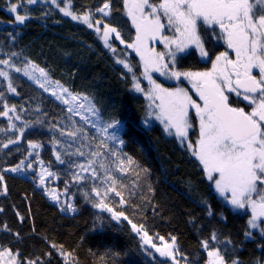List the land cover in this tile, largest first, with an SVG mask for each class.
<instances>
[{
  "label": "trees",
  "instance_id": "16d2710c",
  "mask_svg": "<svg viewBox=\"0 0 264 264\" xmlns=\"http://www.w3.org/2000/svg\"><path fill=\"white\" fill-rule=\"evenodd\" d=\"M71 2L76 14L91 11L94 24L102 19L117 28L126 43L135 39V28L125 13L123 0H108V17L96 12L105 0ZM58 3L63 6L62 0ZM7 6V0H0V59H9L21 71L0 65L9 72V80L0 77V93H3L0 110L5 103L9 107L15 105V115L20 119L14 116L12 123L16 128L8 129V119L0 117V144L17 136L20 140L7 149L0 148V169L19 163L27 156L28 142H38L41 151H35L39 152V157L32 155L28 159L32 162L39 159L49 166L55 175L48 184L58 183V189L60 186L68 189V203L76 211H61L62 203L50 200L31 178L2 173L8 191L6 195H0V209H3L0 211V228L7 225L10 231H0V244L18 250L21 258L39 257L40 264H65L52 244L63 246L65 251L72 253L71 264H172L154 252L142 249L140 237L131 231L127 221L117 223L111 220L108 212L93 207L91 201L98 202L92 193L93 186L103 188L107 185L94 182L89 174L81 173L88 178L79 182L73 179L76 165L95 160L99 155L93 156L92 153L96 152L104 160L111 156L110 162L114 164L105 167L99 162L97 172L101 177L111 175L116 181V190L126 201L120 205V197L110 192L109 206L124 211L134 223L144 225L154 240L163 236L170 241V237L175 236L188 264H207V252L200 242L208 239L213 231L218 234L220 243L210 244V247H219L223 252V241L225 238L231 240L225 253L229 263L235 258L240 264L264 263V247L260 246L264 245V236L258 234L259 229L251 230L252 239L244 236L251 212L233 210L219 198L199 161L188 151V142L182 146L174 134L169 135L160 123L152 122L144 96L130 90L132 76L123 65L116 63V59H126L134 67L132 51L115 40L113 34L110 43L117 49L114 55L94 29L64 16L50 0H39L26 9L21 8L20 14L30 17L22 25L14 22V15L9 13ZM12 53L16 55L12 56ZM29 61L45 69L52 83L58 81L73 94L87 96L104 125L113 120L121 121L127 129L121 135L125 140L123 148L112 146L108 138L93 130V125L69 112L65 105L48 96L24 75L23 70ZM177 64L182 70L197 71L207 67L195 50L193 55L179 56ZM28 70L32 71L30 67ZM160 80L165 87L175 86ZM9 82L15 87V93L8 91ZM145 120L150 127L142 132L137 126ZM19 128H24L23 135L17 131ZM69 132H75V135L69 136ZM195 132L192 127L189 140L193 144ZM78 150L84 153L83 157L87 154L85 160L81 159ZM54 152L61 153L64 164L56 160ZM113 152L125 161L126 172L117 169L119 160L112 155ZM128 156L133 158L134 164H127ZM95 161L97 163L98 159ZM209 209L214 215H208ZM98 217L103 220L98 222L99 227H94ZM13 233H18V237ZM134 244L136 250L131 253Z\"/></svg>",
  "mask_w": 264,
  "mask_h": 264
},
{
  "label": "snow or ice",
  "instance_id": "6c2138e0",
  "mask_svg": "<svg viewBox=\"0 0 264 264\" xmlns=\"http://www.w3.org/2000/svg\"><path fill=\"white\" fill-rule=\"evenodd\" d=\"M39 0H17L12 3L7 0V10L14 15V22L24 24L30 17L27 14H20L21 8H27L29 5H35ZM51 4L58 7L59 11L73 21H78L94 29L102 39L104 46L114 55L117 52L112 47L110 39L114 34L115 40L120 44H125L126 48L133 49L140 58L143 71L141 75L148 81L149 88L145 90L141 87L140 78L133 70V65L126 59H116L117 64L123 65L124 69L132 76L130 90L136 93H144L145 98L150 101L149 115L154 116L169 135H175L181 145L188 140L189 130L193 127L190 120L191 110L195 111V116L199 121V137L195 144L188 142L187 149L202 167V171L210 182L214 183L215 191L222 197L233 209H250L251 217L247 221L248 230L244 236L252 239L251 230L259 229L260 235L264 236V0H158L153 3L152 0H123L124 9L127 17L135 28V39L131 43H126L121 33L115 27L104 23L102 19L92 22L94 13L85 11L83 14H76L72 10L71 0H62L63 6H60L58 0H50ZM96 12L103 17L110 15V3L105 0L103 5L96 9ZM101 25L103 31L101 33ZM207 33L209 30L212 37L217 42L223 40L227 49L219 52L212 59L210 52L206 48V41L201 35V29ZM217 29L219 32L217 33ZM165 32H171L172 35H165ZM159 42L164 46V51H156L154 47L149 46L150 41ZM198 53L202 61L211 60V68L207 71H180L178 69L179 54L184 56ZM232 53L235 58H232ZM15 56L16 53H12ZM0 65L7 68H15V65L9 59H0ZM33 70L29 72L28 68ZM254 69L258 70L259 75L254 74ZM39 76H35V71ZM20 72V68H15ZM24 75L31 80H36L39 86L45 91H49L51 82L47 78L45 69L39 68L31 61L24 68ZM159 73L166 79L175 80L179 84L182 79L191 84V91H194L199 98L198 102L191 95L189 90L182 87L168 88L153 78L152 73ZM0 77L9 80V72L0 68ZM62 93L66 95H57L52 91V95L57 100H61L65 105H71L69 112L79 114L80 109H86L94 112V106L89 104H76L80 100V94H73L69 89L63 87L58 81L54 84ZM8 91L15 93L16 89L12 83L8 84ZM242 98L251 106V111L246 112L243 107L232 106L231 96ZM3 93H0L2 96ZM84 100L88 97L84 96ZM158 101V103H157ZM17 108L15 105L9 107L7 103L0 110V117H6L9 121L8 129H15L16 125L12 123L13 117L19 120L20 116L15 115ZM87 121V117H82ZM140 131L149 130L148 120L142 121L137 126ZM109 129H127L122 127L121 121L113 120L108 122L102 132L108 133ZM23 135L24 128L17 129ZM76 131H82L76 129ZM63 135V130H61ZM74 136L75 132L67 133ZM112 140H119L124 144L125 140L120 139L115 133L108 137ZM20 140V136L15 139H9L8 143L0 144V148H9ZM55 146V141L53 142ZM103 146V145H102ZM38 142H28V153L19 163L14 166L0 169V195L7 194L5 176L2 173L17 174L20 178H31L37 187H42L44 193L53 201L60 203V193L47 186L46 178H51L55 174L44 165L42 160L37 159L28 162L29 156L39 157V152L35 150L40 148ZM79 155H84L79 152ZM56 160L64 164L65 160L61 153L54 152ZM93 156L100 155L92 153ZM113 156H117L115 152ZM119 160L117 169L127 171L124 167L125 161ZM39 163L41 168L34 176L29 177V172H35L34 164ZM96 161L89 159L87 164H78L76 167L79 172H74L73 179L77 182L87 179L81 173H89L90 178L95 181H101L106 187L93 186L92 193L98 198V202L91 201L93 207L100 208L110 214L111 220L120 223L121 220L127 221L131 226V231L140 237L141 248L147 251L148 248L155 249L161 257L171 259L172 264H188L187 256L183 255L177 245V238L170 237L166 241L163 236H159L161 245L158 246L152 236L149 235L145 226L134 223L124 211L116 207L109 206L108 193L115 192L120 197L119 204L124 205L126 201L120 191L115 188L116 181L111 175L101 177L96 167ZM131 156L127 157V164H134ZM100 167H103L101 164ZM147 172V169H143ZM109 182H111L109 184ZM3 211V209H0ZM61 211L75 212L76 208L68 203L61 205ZM208 215H214L209 209ZM19 217L20 214L17 213ZM22 220L23 217H20ZM221 219L226 217L221 216ZM103 217L97 218L94 227H99V221ZM0 231H10L7 225L0 228ZM18 237V233H13ZM201 247L207 252V264H229L225 258L227 245L231 240L225 238L223 241L225 248L210 247V244H219L218 234L213 231L208 239L201 240ZM264 247V245H260ZM60 255L64 258L65 264H71V252L64 250L63 246L52 244ZM151 254V253H149ZM0 264H40V258L36 259L21 258L19 251H13L12 248L0 244ZM231 264H240L238 258L232 259ZM257 264H261L260 261Z\"/></svg>",
  "mask_w": 264,
  "mask_h": 264
},
{
  "label": "rangeland",
  "instance_id": "374dc122",
  "mask_svg": "<svg viewBox=\"0 0 264 264\" xmlns=\"http://www.w3.org/2000/svg\"><path fill=\"white\" fill-rule=\"evenodd\" d=\"M202 31H203V28L201 29V35L203 36ZM165 35L171 36L172 33H171V32H165ZM203 38H204V36H203ZM149 46H150V47H154V48L156 49V51H158V52H159V51H164V46L159 42V40H156V41H150V42H149ZM206 48H207V47H206ZM193 50H194V49H193ZM130 51H132V53L134 54V56H131V57H133V58L135 59L134 62L136 63V64L134 65V67H133V70L135 71L136 75L139 76V78L142 79L141 87L144 88L145 90H147V89L149 88V84H148V81H147L146 79H144L143 76L141 75V72L143 71V69H142V66H141V63H140V58H139V56L136 55V53H135V51H134L133 49H130ZM208 51H209V50H208ZM221 51H225V50L216 51V53H214V54L210 53L212 59H215V56L218 55L219 52H221ZM181 55H183V54H179V56H181ZM200 60H201V59H200ZM201 61H202V60H201ZM202 62L205 63V61H202ZM137 63H139V65H138ZM207 63H208V64H206L207 67H205L204 69L201 68V69H199V70H197V71H207L208 69H210V68H211V60H208ZM179 70H180V71H188L189 69H186V70L179 69ZM191 71H195V70H191ZM32 72H33V70L30 71V73H32ZM33 74H34L35 76L38 77V76H39V72H38V70L35 71ZM152 76H153V78L157 81V83H160V81H161L160 79H162V80H164L165 82H167L168 84H174V85H175L174 88L177 87V86H179V87L185 88L186 90H189V95H191L194 99H196L198 102H200V101H199V98L196 96L195 92H194V91H191V84H190L187 80H183V79H182V81L178 84L177 81L166 79L164 76H161L159 73H156V72H153V73H152ZM27 77H28V76H27ZM48 80H49V79H48ZM33 81H34L35 83H37L36 80H33ZM49 81H50V80H49ZM50 82H51V81H50ZM37 84L39 85V83H37ZM54 84H55V83H52V82H51V84H50V86H49V91H45L43 88H42V89L45 91V93H46L48 96H50V97H52L53 99H55L58 103H61V104L65 105L61 100H57V99H56V96H53V95L51 94L52 91H56L57 95H66V94L62 93L58 88H55V87H54ZM161 84H163V82H162ZM63 87H64V86H63ZM140 94H142V95L144 96V98H145V94H144V93H140ZM80 96H81V95H80ZM83 97H84V96H81L80 100H78V101L76 102V104H84L86 107H87L89 104H91L92 106H94V105H93L88 99H87V100H84ZM145 100H146V103H147V105H148V107H149L150 101H148L146 98H145ZM157 103H158V101H157ZM200 103H202V102H200ZM233 104H238V103H233ZM65 106H66L67 108H69L71 105H65ZM236 106H237V105H234V107H236ZM243 108L245 109L246 112H250V111H251V106L248 105L246 101H245L244 104H243ZM149 110H150V109H149ZM150 111H151V110H150ZM74 113H75V112H74ZM75 115H78L79 117H87V121H86V122L94 126L93 130H94L95 132H98L97 134H101L103 137L108 138V137L111 136L113 133H115V134L121 139V135H122V133H123V130H120V129H109L107 134H105L104 132L101 131V129H103L105 125L101 122V119H99L98 114H97V112H96V108H95V106H94V112H89V111H87L86 109H80L79 114L75 113ZM190 120H191V123L193 124V127H195V131H196V132H195L194 134H195V139L197 140L198 137H199V121H198V119H197L196 116H195V111H194V110H191V112H190ZM152 122H158V123H160L159 121H157V120L155 119L154 116H152ZM160 124H161V123H160ZM161 126L163 127L162 124H161ZM122 127L125 128L123 124H122ZM163 129H164V127H163ZM190 131H191V129L189 130V135H190ZM108 140L110 141V144H111L112 146L117 147V148H120V149H122L123 146H124V144H125V143H124V144H120V143H119V140H112V139H109V138H108ZM186 142H191V141L189 140V137H188V140H187ZM195 142H196V141H195ZM121 145H122V147H121ZM118 146H120V147H118ZM36 150H37V151H41V147L38 148V149H36ZM123 151H124V152H129V151H125V150H123ZM86 158H87V154H86L84 157H83V156L81 157V159H83V160H85ZM97 159H98V162L95 163V165H94V167H96L97 171H99V170H98V164H99V162L105 164V165H106L105 167H107L108 165L114 164V163H111V162H110L111 156H109V157H107V159H105V160L107 161V163H106V161L104 160V158H102L101 155H99L95 160H97ZM36 160H37V159H34V161H36ZM116 160H117V158H116ZM28 162H32V161H31L30 159H28V160L26 161V163H28ZM81 164H86V163H81ZM44 165L47 166V167L49 168V166H48L46 163H44ZM40 168H41V165H40L39 163H35V164H34L35 172H29L28 175H29V176H30V174L35 175L36 172H39ZM49 170L51 171L50 168H49ZM79 171H80L79 169L75 168V172H79ZM101 171H102V170H101ZM51 172H52V171H51ZM82 174H85V175H86V174H89V173H82ZM51 178H52V177H51ZM51 178H46L47 186H48L49 188L55 189L57 193H60V194H61V195H60V203H62L63 205H66V203L68 204V198L70 197L69 192L67 191L68 189L64 188L63 186H60L61 189H58V187H57V184H58V183H56L55 185L48 184V183L50 182ZM211 185H212L213 188H214V183H213V182H211ZM40 188L43 190L42 187H40ZM214 189H215V188H214ZM43 191H44V190H43ZM215 192H216V191H215ZM216 193H217V192H216ZM217 195L219 196L218 193H217ZM48 198H49V197H48ZM219 198H221L223 201H225L222 197L219 196ZM50 200H51V199H50ZM52 201H53V200H52ZM54 202H55V201H54ZM225 202H226V201H225ZM226 203H227V202H226ZM229 206H231V205H229ZM231 208H232V207H231ZM232 209H233V208H232ZM233 210H238V211H250V212H251L250 209H247V210H244V209H233ZM258 234L260 235V231H258ZM165 240H166V239H165ZM166 241H167V240H166ZM154 242H155L158 246L161 245V241L159 240V238H156V239L154 240ZM145 248H147V251L154 252L158 257L165 259V260H166L167 262H169V263H170V262L172 263L171 259H169V258H167V257H161V256L159 255V253H156V252H155V249L148 248V246H145ZM135 250H136V244H134V246L132 247V249H131V253L134 252ZM261 251H262V248L258 251V254H259ZM229 264H231V262H230ZM262 264H264V263L262 262Z\"/></svg>",
  "mask_w": 264,
  "mask_h": 264
},
{
  "label": "flooded vegetation",
  "instance_id": "af4514ba",
  "mask_svg": "<svg viewBox=\"0 0 264 264\" xmlns=\"http://www.w3.org/2000/svg\"><path fill=\"white\" fill-rule=\"evenodd\" d=\"M208 32H209V35H206V33L204 31H202V34H203L204 39L206 41V47H207V49L209 50L210 53L214 54V53H216V51L226 50L227 49V46L223 42V40L217 42L214 38H211L212 37L211 31L209 30ZM218 32H219V29H217V33ZM231 55H232V58L234 59L235 58V54L232 53ZM205 63H207V62H205ZM254 74L258 76L259 75L258 70L254 69ZM231 101H232V106L237 105L236 107H243V104L245 102V101H243L242 98L238 99L235 96V94H233L231 96ZM233 103H238V104H233Z\"/></svg>",
  "mask_w": 264,
  "mask_h": 264
}]
</instances>
